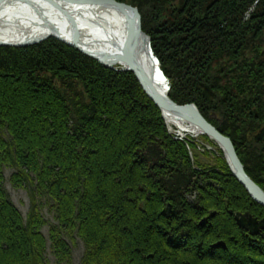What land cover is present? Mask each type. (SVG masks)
<instances>
[{
	"label": "trees",
	"instance_id": "1",
	"mask_svg": "<svg viewBox=\"0 0 264 264\" xmlns=\"http://www.w3.org/2000/svg\"><path fill=\"white\" fill-rule=\"evenodd\" d=\"M117 1L138 8L169 97L228 136L264 190V0ZM192 162L131 72L55 38L0 45V264H48L47 249L72 264L79 242L80 264H264V231L228 213L264 207L222 156ZM218 239L225 250L209 248Z\"/></svg>",
	"mask_w": 264,
	"mask_h": 264
},
{
	"label": "water",
	"instance_id": "2",
	"mask_svg": "<svg viewBox=\"0 0 264 264\" xmlns=\"http://www.w3.org/2000/svg\"><path fill=\"white\" fill-rule=\"evenodd\" d=\"M21 2V6L25 9L28 8L35 12L34 14L41 19L44 24L48 25V17L43 11L44 6L55 10L65 20L64 31H69L70 40H64L60 34L56 31L59 29L54 26L49 28L46 36L36 37L28 40H24L19 43H7L0 41V45H14L23 46L32 43L42 41L49 37H54L63 43L76 48L80 52L96 59L98 62L104 64L107 67L115 68L116 65H121L122 70L130 71L134 74L135 78L139 82L141 88L145 94L158 106L162 114H172L181 121L189 123L196 127L201 133L207 135L222 149L224 158L233 174V176L243 185L248 194L257 203L264 206V191L247 175L244 170L243 164L241 163L231 139L223 135L215 126H213L198 110L193 103L178 104L174 102L167 93V82H165V91L160 88L155 82L152 73L148 72L139 60V43L141 42L142 47L146 48L148 55L155 65V69L164 78L162 71L158 67V60L154 56L151 46L150 37L147 35L141 27V15L137 7L119 2L116 0H0V7L5 4H18ZM36 2L38 4H36ZM76 6L79 4L97 5L103 8H112L118 13L122 14L125 19V23L128 24V30L124 36L122 45H115L117 51H99L94 52L86 48L82 42V35L74 25V15L70 11L66 10L64 6ZM58 16V15H56ZM165 79V78H164ZM234 219L239 227L248 230L250 233H257L260 229H264V219L258 220L253 217L250 213L236 212ZM212 247H225L223 241H218L213 244Z\"/></svg>",
	"mask_w": 264,
	"mask_h": 264
},
{
	"label": "bare ground",
	"instance_id": "3",
	"mask_svg": "<svg viewBox=\"0 0 264 264\" xmlns=\"http://www.w3.org/2000/svg\"><path fill=\"white\" fill-rule=\"evenodd\" d=\"M11 5L5 4L0 7V41L7 43H19L24 40L43 37L49 32L50 27L56 26V31L64 40H70L69 31H64V19L55 10L44 6L43 11L49 18V26L39 19L32 10L21 6V2ZM21 4V5H20ZM36 4H38L36 2ZM64 8L74 15V25L82 35V42L86 48L94 52L117 51L115 45H122L128 24L125 23L124 16L112 8H103L97 5L79 4ZM58 15V16H56ZM64 26H63V25ZM142 27V22H141ZM143 30V29H142ZM145 32V31H144ZM15 47L14 45H7ZM139 60L143 67L152 73L157 85L165 91V79L155 69L148 51L139 43ZM167 123L177 126L179 132L189 131L192 134H200V131L184 121H181L172 114L165 113Z\"/></svg>",
	"mask_w": 264,
	"mask_h": 264
},
{
	"label": "rangeland",
	"instance_id": "4",
	"mask_svg": "<svg viewBox=\"0 0 264 264\" xmlns=\"http://www.w3.org/2000/svg\"><path fill=\"white\" fill-rule=\"evenodd\" d=\"M169 125L173 126L172 124H169ZM173 127H175V126H173ZM175 130L179 131L178 127H175ZM194 137H197V138H192V139L198 140L200 143V145H199L200 148L195 147L194 149H192L193 154H194V161L192 163H193L194 167H197V168L199 167L201 170H207L206 166L208 168L213 167L216 164L217 153L214 150H213V152H210V153H208L206 150H203V149H207L206 147H204V145H206L207 147L211 146V145H208L209 141H211V140L210 139L206 140L204 138V136H201L198 133H197V136H194ZM212 145H214V144H212ZM200 165H201V167H200ZM9 173H10L9 170H7L6 171V177L9 176ZM210 180H212V179L210 178ZM205 182L210 184L209 180H206ZM6 187L10 191L11 199H12V202L14 203V205L21 210L23 215H25L27 212L28 206H29V200H28L27 193H25L24 190H22V189H15L9 181L6 182ZM210 188H211V190L218 192V190H216L215 187L211 186ZM199 194L200 193H196L195 191L193 193H186L185 198L188 201L193 202L195 199H197ZM233 211L235 212L236 210H233ZM44 212H47V210L45 209ZM240 212H244V211H240ZM207 217H208V214L201 217L200 222L204 221L205 219L207 220ZM206 220L202 223L205 224ZM199 224L200 223H198V225ZM43 231L47 235V228H44ZM219 240H223V239H219ZM226 248H227V245L224 248L220 247L219 249L225 250ZM217 249H218V247H217ZM82 251H83V245L81 244V242H79L77 244V246L75 247V249L73 250L72 264H80ZM46 256L48 258V264H66L65 262H62V263L58 262L56 260V258L49 252V249H47Z\"/></svg>",
	"mask_w": 264,
	"mask_h": 264
}]
</instances>
